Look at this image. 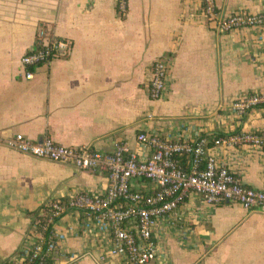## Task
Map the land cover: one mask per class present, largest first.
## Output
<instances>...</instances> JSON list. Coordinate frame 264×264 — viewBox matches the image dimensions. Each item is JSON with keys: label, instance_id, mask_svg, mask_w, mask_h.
I'll list each match as a JSON object with an SVG mask.
<instances>
[{"label": "crops", "instance_id": "obj_1", "mask_svg": "<svg viewBox=\"0 0 264 264\" xmlns=\"http://www.w3.org/2000/svg\"><path fill=\"white\" fill-rule=\"evenodd\" d=\"M215 1L224 13L264 14V0ZM43 23L71 41L72 50L26 79L21 58ZM161 56L173 64L165 97L152 101L150 66ZM261 90L264 25L221 33L206 22L200 0H129L124 17L116 0H0V264L23 250L49 201L76 189L103 194L109 184L106 171L16 150V134L103 152L124 142L139 154L142 131L211 142L264 134L263 106L242 117L231 108L238 94ZM213 151L246 186L264 189V149L233 143ZM132 187L156 191L144 179H133ZM179 213L175 226L161 222L155 232L161 257L153 264H264V211L232 202L211 206L194 194ZM83 218L69 211L57 223L65 238L55 264H106L105 242L84 230Z\"/></svg>", "mask_w": 264, "mask_h": 264}, {"label": "built area", "instance_id": "obj_2", "mask_svg": "<svg viewBox=\"0 0 264 264\" xmlns=\"http://www.w3.org/2000/svg\"><path fill=\"white\" fill-rule=\"evenodd\" d=\"M200 7L208 25L221 33L264 25L263 13L243 9L224 13L215 0H200ZM116 9L120 17L126 16L129 0H116ZM71 50V41L57 35L53 26L39 25L35 45L21 58L25 78L33 79L35 68L65 58ZM172 64L171 56L158 57L151 63L147 83L150 100L165 97ZM262 106L264 90L238 94L231 104L239 117ZM137 141L144 148L142 154L124 142H116L113 151L103 152L92 146L63 145L51 137L37 141L22 133L16 134L12 140L16 150L39 158L69 162L84 170L106 171L109 184L103 194L76 189L67 199L49 201L45 205L49 208L47 217L34 219L23 250L6 264H55L65 238L57 231V223L69 211L80 213L84 217V230L105 242L100 260L106 264L159 261L161 250L155 232L161 222L175 226L180 220V205L194 194L211 206L232 202L264 211V189L246 186L213 151L233 143L264 149V134L243 132L211 142L207 136L195 140L172 139L142 131ZM137 178L155 183L156 191L147 193L134 189L132 180Z\"/></svg>", "mask_w": 264, "mask_h": 264}, {"label": "trees", "instance_id": "obj_3", "mask_svg": "<svg viewBox=\"0 0 264 264\" xmlns=\"http://www.w3.org/2000/svg\"><path fill=\"white\" fill-rule=\"evenodd\" d=\"M183 162H186V159ZM48 213H49V208L44 206L43 210L38 214V216L40 218H45L47 217Z\"/></svg>", "mask_w": 264, "mask_h": 264}]
</instances>
